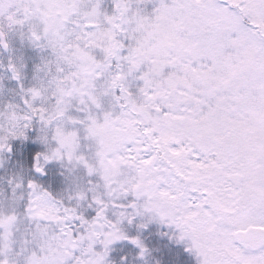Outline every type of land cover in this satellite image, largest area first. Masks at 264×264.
Listing matches in <instances>:
<instances>
[{"label": "snow or ice", "instance_id": "6c2138e0", "mask_svg": "<svg viewBox=\"0 0 264 264\" xmlns=\"http://www.w3.org/2000/svg\"><path fill=\"white\" fill-rule=\"evenodd\" d=\"M0 264H264V0H0Z\"/></svg>", "mask_w": 264, "mask_h": 264}]
</instances>
